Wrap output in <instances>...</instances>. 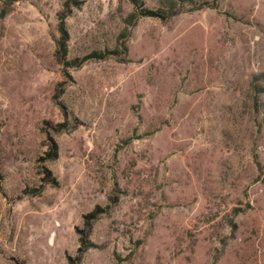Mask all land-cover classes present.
<instances>
[{
    "label": "rangeland",
    "instance_id": "rangeland-1",
    "mask_svg": "<svg viewBox=\"0 0 264 264\" xmlns=\"http://www.w3.org/2000/svg\"><path fill=\"white\" fill-rule=\"evenodd\" d=\"M0 264H264V0H0Z\"/></svg>",
    "mask_w": 264,
    "mask_h": 264
},
{
    "label": "trees",
    "instance_id": "trees-1",
    "mask_svg": "<svg viewBox=\"0 0 264 264\" xmlns=\"http://www.w3.org/2000/svg\"><path fill=\"white\" fill-rule=\"evenodd\" d=\"M133 2H135L136 0H132ZM143 14L140 13V15L142 16H155L156 14L152 11H147V12H142ZM59 31L61 33V37L60 40L58 42L59 47L61 48L63 55L66 54V40H67V32L65 29V25L64 22H60L59 25Z\"/></svg>",
    "mask_w": 264,
    "mask_h": 264
}]
</instances>
